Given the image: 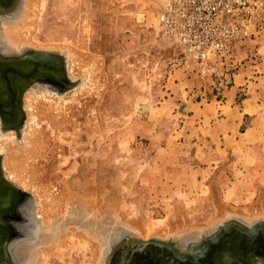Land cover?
Instances as JSON below:
<instances>
[{
	"label": "rangeland",
	"instance_id": "obj_1",
	"mask_svg": "<svg viewBox=\"0 0 264 264\" xmlns=\"http://www.w3.org/2000/svg\"><path fill=\"white\" fill-rule=\"evenodd\" d=\"M157 1L38 0L36 3L32 0L29 4V0H24L15 17L2 22L4 43L16 49L8 45L4 29H17L29 21L27 16H33L34 10L38 12L31 43L25 42L18 51L30 47L59 56L64 61L68 78L64 88L57 93L47 88L25 91L21 128L16 133L0 134L2 167L6 166L9 157L13 158L9 156V140L13 139L14 144L21 146L24 127L32 114L37 121L34 137L42 140L43 145L35 158L27 160L26 174L31 175V184L24 191L31 196L33 215L41 214L45 208L58 211L59 205L63 204L60 200L65 199L64 194L69 190L72 195L76 193L74 196L79 195L80 189L86 194L97 193L95 196H102L107 207L103 217L98 219L82 214L83 217L73 221L65 212L60 213L63 223L58 218L54 220L57 224L62 223V229L68 234L72 233L73 227L85 229L95 244L89 243V238L80 232L79 239L70 235L67 248L52 252L48 247L52 246L50 242L43 245L38 235L30 233L26 249L21 251L24 264L31 260L28 258L30 249L38 255L33 264H92L95 251L101 247L96 264H105L109 247L116 243L123 245L125 240H161L178 245L187 242L184 223L204 209L211 217L219 219L205 227L204 235L219 225H252L264 221L261 215L249 216L250 210L264 195V188L250 191L239 203H225L233 212L250 218L248 221L234 215L221 218V211H214L213 198H219L215 190H207L199 198L189 197L152 182L158 173L150 159L154 145L158 143V132L173 130L172 124L168 123H175V119L159 114L157 107L166 102L169 104L177 97L176 93L187 92L188 80L194 84L203 82L193 65L184 63L177 47L160 39L155 21ZM71 51L75 56L79 55L78 60L69 57L73 54ZM25 97H30L32 109L26 106ZM161 117L164 118L160 121ZM113 198L122 203L123 221L107 215H111L108 204ZM66 203L70 204L69 201ZM33 218L34 225L37 220ZM131 220H139L141 232L124 226V221ZM178 224L184 228L183 232ZM40 229L43 231L44 227Z\"/></svg>",
	"mask_w": 264,
	"mask_h": 264
},
{
	"label": "crops",
	"instance_id": "obj_2",
	"mask_svg": "<svg viewBox=\"0 0 264 264\" xmlns=\"http://www.w3.org/2000/svg\"><path fill=\"white\" fill-rule=\"evenodd\" d=\"M238 59L227 86L188 80L187 92L157 107L175 123H168L173 130L158 132L150 158L158 173L152 182L189 197L215 190V212L264 188V39L247 40ZM202 232L187 234V240Z\"/></svg>",
	"mask_w": 264,
	"mask_h": 264
},
{
	"label": "flooded vegetation",
	"instance_id": "obj_3",
	"mask_svg": "<svg viewBox=\"0 0 264 264\" xmlns=\"http://www.w3.org/2000/svg\"><path fill=\"white\" fill-rule=\"evenodd\" d=\"M23 2L0 0V134L16 133L21 128L26 90L47 88L57 93L68 80L59 56L30 47L18 51L4 43L2 22L13 19ZM1 156L0 264H24L21 251L26 249L29 234L37 229V221L33 225L30 194L6 178ZM143 242L125 240L123 245L109 247L105 264H264L262 220L252 225H219L208 234L178 245L161 240Z\"/></svg>",
	"mask_w": 264,
	"mask_h": 264
},
{
	"label": "built area",
	"instance_id": "obj_4",
	"mask_svg": "<svg viewBox=\"0 0 264 264\" xmlns=\"http://www.w3.org/2000/svg\"><path fill=\"white\" fill-rule=\"evenodd\" d=\"M155 21L198 78L221 88L238 70L240 47L264 39V0H158Z\"/></svg>",
	"mask_w": 264,
	"mask_h": 264
},
{
	"label": "bare ground",
	"instance_id": "obj_5",
	"mask_svg": "<svg viewBox=\"0 0 264 264\" xmlns=\"http://www.w3.org/2000/svg\"><path fill=\"white\" fill-rule=\"evenodd\" d=\"M29 1H30L29 2V4H30L32 0H29ZM34 1L36 3H38V0H34ZM29 4H28V6H29ZM33 13H34L33 16L32 15L31 16H27V18L29 19V21L28 22L27 21L26 22H23V24L21 26H19V28L15 29V28L12 27V29H7V28L4 29V32L6 34V35L4 34L5 35V38L9 42L8 45L9 44H10V46L13 45L12 47H15L18 50V49H20L19 47H22V45L25 42L31 43V34L34 31V29H35V23H36V20H37V18L39 16L38 15V12H36L35 10L33 11ZM2 37L4 39V36H2ZM71 53H73V54H69V57H72L73 60H76V59L78 60V56L79 55L76 54V56H75L74 52H72V51H71ZM47 63H49V62H47ZM25 98H27L26 99L27 100L26 106L29 105L28 106L29 109H32L31 108L32 105H31L30 100H29L30 97H29V99H28V97H25ZM47 101H48V99H47ZM42 107H43V104H42L41 108ZM44 108H46V107H44ZM51 115H52V113H51ZM55 115H57V114H55ZM48 116H49V114H48ZM29 117L30 118H28V119H30V122L28 124H26L25 127H24V129H25L24 130V134L25 135H24V138H23V143L21 144V146H17L16 144H14L13 139L12 140H9V141H11V143H10L11 144V153H9V156H13V158L11 159L9 157L6 160V166H4L5 164L3 165L4 170H5L4 172L6 173V178L10 182H12L14 184L16 183L19 188H22L24 190H26L25 188H29L30 187V184H31V180H30L31 179V175L26 174V171L28 170L27 169V163H28L27 160L35 158L36 155L39 152V149H41L42 146H43L42 143H41L42 140H40L37 137H34L35 127H37V121L35 119V116L31 114ZM57 117H58V115H57ZM52 119H53V117H52ZM54 119H55V117H54ZM8 144H9V142H8ZM0 147H1V145H0ZM19 147H21V148H19ZM15 153H17V155ZM76 182H77V180L75 181V183ZM78 185H79V183H78ZM64 188H65L64 190L67 191V185H65ZM68 188H70V187L68 186ZM80 190H81L80 192L78 190V192H79V195L78 196H74V195H76V193L74 194V192H73L74 195L70 194V192H69L70 190L67 191V192H65V194H64L65 199H61L60 200V201H62L63 204H62V206H60L58 204L59 205V207H58L59 210L58 211H56V210L52 211V208H51V210H48L47 211L46 208H45V210L41 214L34 213V217L37 220V229L34 230V234L38 235L37 238L40 237L41 241H39V242L40 243H44L43 245H45V244L47 245L50 242V245H52V246H48V247H50V251H52V252L53 251L59 252V250L62 247L63 248L66 247L67 248V246L69 245L68 242H69L70 237L73 236V237L79 239V237H81V235L79 234L80 232L83 233L87 238H89V240H90L89 243L95 244L94 238L92 237L93 240L90 239V237L87 236V234H86L87 232H85V229H84V231H82L81 228H79V227L78 228L77 227H73V231H72L71 234H68L67 232H65L62 229L64 227L63 224H62L64 219L62 218L63 216L60 215V213L61 214H64L66 212V216H68L67 218L75 221V220H78L79 218L83 217L82 214H85V216L90 214L88 217L93 216V217H95V218L98 219L100 217H103V214L106 211V208L107 207L105 205V201L103 200L104 198L102 196L101 197L103 199L101 197H98L99 195L98 196H95L97 193L95 195L92 194V193L86 194L87 192L85 190H83V189H80ZM70 199L72 200V202L70 201ZM73 200H75V201L73 202ZM67 201H69L71 205H75V207H72V206L70 207V204L66 203ZM57 203H56V205H57ZM121 204L119 203V200H116L115 198H113L112 203H109L108 204V208H110L109 210L111 212V215H109V214H107V215L109 217L113 215L117 219V221L118 220L123 221L122 220L123 216H122V211H121ZM40 207L42 208V206H40ZM56 207H55V209H56ZM219 208H220L219 211H221V213H222L221 218H230L232 215H234V216H239L240 218L242 217V219L244 218V220L245 219L248 220V221L250 220V218H248V217L245 218L243 216V214H241L240 212H237V213L236 212H233L230 208L224 207L222 205H219ZM53 209H54V207H53ZM42 214H43V218L41 217ZM235 214H237V215H235ZM258 215H261L264 218V195L261 197L260 202L255 207H253L250 210V213H249V216H251V217L252 216H258ZM211 216L212 215H210V212L204 211L201 215L198 216V218H193V217L192 218H189V220H187L184 223V226H185L184 227L185 228L184 232L187 231V234H191V233H197L198 231H201V230L202 231L205 230L206 229L205 227H210L212 225V223L214 221H216V219L218 218V217H211ZM57 218H58V220H62V223L57 224L56 222H54V220L57 219ZM105 220H107V219H105ZM217 220H219V219H217ZM94 221H98V220H95L94 219ZM94 221L92 222V220H91L92 226H94L93 225L94 224ZM114 221H116V220L114 219ZM86 222H87V220H86ZM124 222L126 224L124 226H126L127 228H129V229H131L133 231H137V232L140 231L141 232V226H140L141 223L139 222V220L138 221L137 220H131V221H124ZM104 223L105 222H103V225H104ZM207 224H209V226H206ZM180 225L181 224H178L177 227L178 228H181ZM41 226L44 227L43 231H42V229H40ZM92 228L94 229V227H92ZM184 228H181L179 230L182 231ZM94 230H93V232H94ZM99 230H100V228H99ZM188 230H190V231H188ZM93 232H92V234H93ZM102 233H104V232H102ZM187 234L185 233V235H187ZM100 235H101V233H100ZM185 242H186V240H185ZM100 249H101V247H100ZM100 249L95 251L96 256H94V259H93L92 264H96L98 262L99 256H100L99 255L100 254ZM28 252L30 253V255H29L28 258H29V260L31 259L30 262H29V264H33L38 259V255L36 253L33 254V252L31 251V249L28 250ZM101 255H102V253H101Z\"/></svg>",
	"mask_w": 264,
	"mask_h": 264
},
{
	"label": "water",
	"instance_id": "obj_6",
	"mask_svg": "<svg viewBox=\"0 0 264 264\" xmlns=\"http://www.w3.org/2000/svg\"><path fill=\"white\" fill-rule=\"evenodd\" d=\"M47 55H51V53H48ZM43 57H46L45 55H42ZM141 109H142V106H140L139 107V111H141ZM158 240H152V241H148V242H143V244H145V243H150V242H152V243H156Z\"/></svg>",
	"mask_w": 264,
	"mask_h": 264
}]
</instances>
